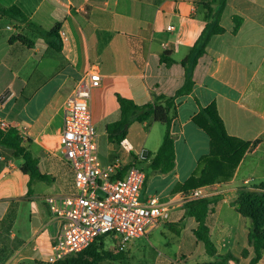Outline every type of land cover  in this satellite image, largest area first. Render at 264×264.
I'll list each match as a JSON object with an SVG mask.
<instances>
[{"label": "crops", "instance_id": "crops-1", "mask_svg": "<svg viewBox=\"0 0 264 264\" xmlns=\"http://www.w3.org/2000/svg\"><path fill=\"white\" fill-rule=\"evenodd\" d=\"M209 1L0 0V7L16 5L25 15L24 20L0 15V121L16 129L21 145L48 177H30L21 169L22 158L0 145V264H47L60 221L51 215L45 197L73 189L72 170L57 144L63 104L91 68L101 76L89 98L100 164L117 163L122 175L130 164L143 160L141 198L156 195L169 207L166 221L135 238L174 249L158 252L151 264H202L215 259L195 238L196 221L181 201V194L193 189L211 199L205 220L216 254L230 252L237 258L224 264H249L254 256L248 242L249 220L237 212L234 201L238 187L264 181V0H226L219 20L223 32L211 36L194 64L191 91L175 98L171 170L148 167L165 131L157 121L131 123L122 138L129 149L109 142L105 130L119 116L117 95L145 104L158 95L175 94L185 78L181 60L205 25L203 3ZM233 15L241 18L236 32ZM55 25L67 39L57 34L50 39L54 47L42 31ZM14 34L24 35L30 43L11 40ZM163 53L173 59L169 65L162 62ZM211 103L226 133L248 142L224 180L217 178L222 174L204 172L210 138L193 120L201 107ZM200 181L206 182L196 185ZM96 246L99 253L105 248L110 253L100 254L96 264L117 260L150 264L137 259L141 247L134 239L121 250L103 242ZM84 257L91 260L89 253ZM255 264H264V255Z\"/></svg>", "mask_w": 264, "mask_h": 264}, {"label": "built area", "instance_id": "built-area-1", "mask_svg": "<svg viewBox=\"0 0 264 264\" xmlns=\"http://www.w3.org/2000/svg\"><path fill=\"white\" fill-rule=\"evenodd\" d=\"M57 34L61 40L67 39L62 28H58ZM100 80L99 72L91 68L63 104V126L57 144L62 158L72 170L73 189L45 197L51 215L60 221L59 232L46 258L47 264L81 252L96 238L108 233L113 234L116 249L121 250L169 217L168 204L159 201L156 195H149L145 200L141 198L145 180L143 169L132 163L118 175L119 164H100L89 106L91 89L98 86ZM7 128V123L1 120L0 129ZM119 144L125 149L130 148L125 139ZM196 197H200L199 189L182 193L181 201Z\"/></svg>", "mask_w": 264, "mask_h": 264}, {"label": "trees", "instance_id": "trees-1", "mask_svg": "<svg viewBox=\"0 0 264 264\" xmlns=\"http://www.w3.org/2000/svg\"><path fill=\"white\" fill-rule=\"evenodd\" d=\"M225 3L226 0H210L203 3L205 8L203 14L205 25L195 43L190 47L186 57L181 60V64L185 70V78L183 84L176 90L174 95H158L153 102L145 104H136L131 99L120 95L116 96L119 105V116L116 120L108 122L105 126L109 142H119L124 138L129 125L133 122L150 120L161 122L165 125L161 143L148 163V167L153 171L168 172L174 166V139L170 133V123L173 117L175 98L191 91L193 85L192 68L194 64L197 62L199 56L204 53L205 46L211 36L223 32L224 29L219 20ZM0 15L17 20L25 19V15L16 5L0 7ZM232 20V31L236 32L241 24V18L233 15ZM57 30L58 25H55L47 31H42L45 39L51 46L54 45L50 39L57 36ZM10 39H17L25 44L30 43L21 34H14ZM161 60L166 65H169L173 61L166 53L161 55ZM193 120L205 130L210 138V153L205 157L207 166L204 172L207 174L210 172L222 174L220 177H217L219 180L229 178L246 150L248 142L226 133L214 103L201 107ZM0 145L11 149L15 156L22 158L21 169L27 172L30 177L39 180L48 179L46 175L39 172L36 159L21 145V137L15 128L0 129ZM217 178L214 177V179ZM205 182L200 181L196 185L204 184ZM210 202V198L203 196L189 199L184 203L186 214L192 216L196 221V226L193 229L195 238L203 243L205 252L215 258L213 261L202 264H224L229 259L237 260L230 252L222 255L216 254V248L210 239L209 228L205 220ZM234 204L237 212L249 220L248 242L254 251V256L250 259L249 264H255L264 255V181L252 187H238L237 198ZM96 243H101V236L80 252L83 253L82 260L74 258L75 255H71L53 264H96L101 254L98 251ZM103 252L102 254L110 255L108 251ZM86 253L91 255V260L84 257Z\"/></svg>", "mask_w": 264, "mask_h": 264}, {"label": "rangeland", "instance_id": "rangeland-1", "mask_svg": "<svg viewBox=\"0 0 264 264\" xmlns=\"http://www.w3.org/2000/svg\"><path fill=\"white\" fill-rule=\"evenodd\" d=\"M158 125H160L161 129L165 130V125L161 122H157ZM177 157L180 158V147L177 149ZM137 167L144 169L145 168V162L143 160L139 161V162H135L134 163ZM201 165V164H200ZM136 240V243L139 244V246L141 247L140 249V253L139 255H137V259H142L144 262L147 263H152V259L154 257H156V255L158 254V252L162 253L165 252L167 253L168 251H174V249L167 247V248H161L159 246L158 243L154 242L153 240H149L148 238H139V239H134ZM132 241V240H131ZM99 242V241H97ZM101 242L104 243L105 247H110L112 245H114L116 247V240L113 237V234L108 233V234H104L101 236ZM129 243V242H128ZM106 250L103 251H107L108 248H105ZM77 254V255H76ZM74 258L82 260V254L83 253H76ZM115 264H125V262L123 261L122 263H120L119 260L114 261Z\"/></svg>", "mask_w": 264, "mask_h": 264}]
</instances>
